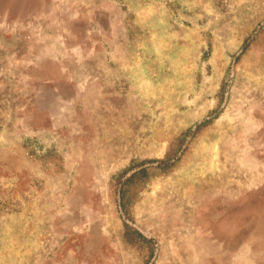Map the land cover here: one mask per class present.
Masks as SVG:
<instances>
[{"label": "rangeland", "instance_id": "1", "mask_svg": "<svg viewBox=\"0 0 264 264\" xmlns=\"http://www.w3.org/2000/svg\"><path fill=\"white\" fill-rule=\"evenodd\" d=\"M0 264H264V0H0Z\"/></svg>", "mask_w": 264, "mask_h": 264}, {"label": "trees", "instance_id": "2", "mask_svg": "<svg viewBox=\"0 0 264 264\" xmlns=\"http://www.w3.org/2000/svg\"><path fill=\"white\" fill-rule=\"evenodd\" d=\"M144 171V170H143ZM135 174H133L131 177H133Z\"/></svg>", "mask_w": 264, "mask_h": 264}]
</instances>
